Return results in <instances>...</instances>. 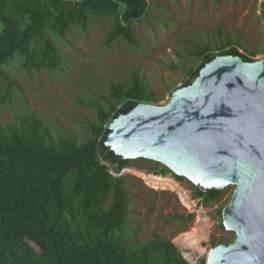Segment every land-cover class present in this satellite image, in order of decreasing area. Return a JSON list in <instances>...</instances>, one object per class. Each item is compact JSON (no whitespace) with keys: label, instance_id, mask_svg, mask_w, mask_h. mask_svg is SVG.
<instances>
[{"label":"trees","instance_id":"trees-1","mask_svg":"<svg viewBox=\"0 0 264 264\" xmlns=\"http://www.w3.org/2000/svg\"><path fill=\"white\" fill-rule=\"evenodd\" d=\"M149 6L148 0H86L78 6L61 0H0V81L14 56L28 71L60 68V50L47 32L65 39L71 27L87 29L93 17L114 20L103 45L119 39L134 45L132 25L144 19ZM228 45L219 54L200 46L195 54L201 63L189 70L182 87L191 85L216 56L256 61V53L241 52L239 39ZM14 86L8 83L3 101ZM105 100V106L95 108L96 121L87 126L89 137L83 143L71 136L53 140L37 122L20 130L0 124V264H190L167 239L131 243L126 179L113 176L103 164L118 173L130 166L132 161L105 145L109 125L138 104H157L159 98L134 71L130 85L111 84ZM154 164L150 173L155 176L172 173ZM196 189V198L205 203L223 193Z\"/></svg>","mask_w":264,"mask_h":264},{"label":"rangeland","instance_id":"rangeland-1","mask_svg":"<svg viewBox=\"0 0 264 264\" xmlns=\"http://www.w3.org/2000/svg\"><path fill=\"white\" fill-rule=\"evenodd\" d=\"M148 2L149 13L132 25L134 45L123 39L110 47L103 45L114 20L93 17L87 29L71 27L65 39L47 32L62 57L60 68L54 71H28L14 56L0 81V124L20 130L37 122L53 140L71 136L83 143L89 137L87 126L96 121L95 108L106 105L110 85H130L134 71L145 77L159 98L155 105L166 106L188 79L189 70L200 65L195 54L200 46L208 45L219 54L220 47L228 49L229 41L239 39L241 52L256 53L255 60L264 58V0ZM9 82L15 86L5 102ZM154 167V161L136 159L124 174L113 175L126 179L130 213L126 232L133 245H144L158 236L172 242L183 256L190 254L194 260L186 259L190 264H200L220 242L234 243L236 234L223 223V211L233 197L234 186L224 189L218 200L205 203L196 198L193 183L168 173L165 178L186 191L191 202L188 206L178 190L155 188L134 173L154 175L150 173ZM164 167L161 164L160 169ZM190 215L194 217L190 219ZM204 220L208 223V237L201 242L205 252L180 247L179 239L197 224L205 229Z\"/></svg>","mask_w":264,"mask_h":264},{"label":"water","instance_id":"water-1","mask_svg":"<svg viewBox=\"0 0 264 264\" xmlns=\"http://www.w3.org/2000/svg\"><path fill=\"white\" fill-rule=\"evenodd\" d=\"M109 130L105 145L124 160L162 164L203 190L234 186L223 223L236 240L206 264H264V58L216 56L166 106L142 102Z\"/></svg>","mask_w":264,"mask_h":264},{"label":"bare ground","instance_id":"bare-ground-1","mask_svg":"<svg viewBox=\"0 0 264 264\" xmlns=\"http://www.w3.org/2000/svg\"><path fill=\"white\" fill-rule=\"evenodd\" d=\"M135 170V169H134ZM129 171V170H128ZM131 171V170H130ZM135 174H137V176H140L142 179H144L145 181H147L148 183L152 184L155 188H161V189H172V190H178L181 194V198L183 200V202L190 206L191 202L187 196V194L185 193L186 191H183L180 186H178L174 180L172 181L171 179H169L168 177H162V176H155L154 175H148L146 173L143 172H137L134 171ZM158 189V190H159ZM194 205V204H193ZM204 218V217H203ZM199 223V222H198ZM203 224L205 225V229H201L200 225L197 224L195 226V228L188 232L185 233L178 242V245L180 247H182L183 249H187V250H191L194 252H201L204 253V249L201 247V242L204 241V239H206L207 236V221H203ZM184 257L191 263H194V260L192 259V256L188 253H184ZM195 258V257H194Z\"/></svg>","mask_w":264,"mask_h":264},{"label":"built area","instance_id":"built-area-1","mask_svg":"<svg viewBox=\"0 0 264 264\" xmlns=\"http://www.w3.org/2000/svg\"><path fill=\"white\" fill-rule=\"evenodd\" d=\"M61 1L64 2V3H68V4L72 5V6H78V5L82 4V3H83L84 1H86V0H61ZM103 164H105L106 166L109 167V169H110V173H111L112 175H114V172H116L117 175H118V174H121V173L124 174V173L126 172V169H124V170H122L120 173H118V172L116 171L115 167L111 166L110 164H106V163H103Z\"/></svg>","mask_w":264,"mask_h":264}]
</instances>
